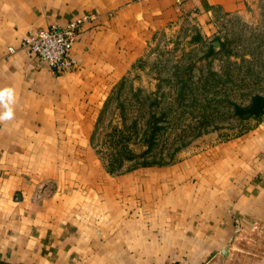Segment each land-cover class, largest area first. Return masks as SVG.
I'll return each instance as SVG.
<instances>
[{
  "label": "crops",
  "instance_id": "1",
  "mask_svg": "<svg viewBox=\"0 0 264 264\" xmlns=\"http://www.w3.org/2000/svg\"><path fill=\"white\" fill-rule=\"evenodd\" d=\"M261 4L0 0V90L13 91L0 120V264H264V114L177 161L119 173L93 143L112 90L161 30L189 20L211 36L219 15ZM89 13L75 68L56 73L21 48L27 31Z\"/></svg>",
  "mask_w": 264,
  "mask_h": 264
},
{
  "label": "rangeland",
  "instance_id": "2",
  "mask_svg": "<svg viewBox=\"0 0 264 264\" xmlns=\"http://www.w3.org/2000/svg\"><path fill=\"white\" fill-rule=\"evenodd\" d=\"M161 30L110 94L93 143L113 173L172 163L249 127L243 110L264 97V6L217 17L205 36L184 20ZM260 115V114H259Z\"/></svg>",
  "mask_w": 264,
  "mask_h": 264
},
{
  "label": "built area",
  "instance_id": "3",
  "mask_svg": "<svg viewBox=\"0 0 264 264\" xmlns=\"http://www.w3.org/2000/svg\"><path fill=\"white\" fill-rule=\"evenodd\" d=\"M95 17L94 13H89L70 20L65 25L29 30L21 40V48L56 73L73 69L76 61L72 57V48L76 35L86 22ZM9 50L14 51L12 47Z\"/></svg>",
  "mask_w": 264,
  "mask_h": 264
},
{
  "label": "clouds",
  "instance_id": "4",
  "mask_svg": "<svg viewBox=\"0 0 264 264\" xmlns=\"http://www.w3.org/2000/svg\"><path fill=\"white\" fill-rule=\"evenodd\" d=\"M13 100V91L10 88L0 90V106L5 110L0 112V120H10L13 116L12 108L9 106Z\"/></svg>",
  "mask_w": 264,
  "mask_h": 264
},
{
  "label": "trees",
  "instance_id": "5",
  "mask_svg": "<svg viewBox=\"0 0 264 264\" xmlns=\"http://www.w3.org/2000/svg\"><path fill=\"white\" fill-rule=\"evenodd\" d=\"M239 113H243V115L264 114V97L259 94H255L253 96L251 104H248L245 109L239 110ZM146 165H152V164H148L146 162L139 164V166H146Z\"/></svg>",
  "mask_w": 264,
  "mask_h": 264
}]
</instances>
